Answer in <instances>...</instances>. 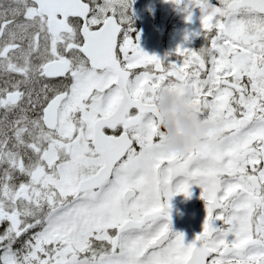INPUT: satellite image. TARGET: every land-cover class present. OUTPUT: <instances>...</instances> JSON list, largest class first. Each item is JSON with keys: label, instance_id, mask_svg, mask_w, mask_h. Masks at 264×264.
<instances>
[{"label": "snow or ice", "instance_id": "obj_1", "mask_svg": "<svg viewBox=\"0 0 264 264\" xmlns=\"http://www.w3.org/2000/svg\"><path fill=\"white\" fill-rule=\"evenodd\" d=\"M171 2L205 43L161 58L134 0H0V264H264V0ZM161 91L223 135L168 152Z\"/></svg>", "mask_w": 264, "mask_h": 264}, {"label": "flooded vegetation", "instance_id": "obj_2", "mask_svg": "<svg viewBox=\"0 0 264 264\" xmlns=\"http://www.w3.org/2000/svg\"><path fill=\"white\" fill-rule=\"evenodd\" d=\"M132 8L135 29L132 35L140 34V47L150 55L163 58L167 53H172L177 45L199 49L205 43L204 38L197 35H189V39L185 40L186 34L199 32L201 29V13L198 8L193 9L191 23L186 22V14L178 10L171 0H134ZM150 42H155L156 50ZM200 192L201 189L193 185L190 199L181 194L171 201L173 229L183 232L186 241H191L202 230L206 213Z\"/></svg>", "mask_w": 264, "mask_h": 264}, {"label": "clouds", "instance_id": "obj_3", "mask_svg": "<svg viewBox=\"0 0 264 264\" xmlns=\"http://www.w3.org/2000/svg\"><path fill=\"white\" fill-rule=\"evenodd\" d=\"M203 3L206 10L211 9L209 0H203ZM159 99L158 118L164 130L163 143L168 152L184 156L206 143L210 132L216 136L223 135L220 117H217L215 125H208L194 108L185 106L178 95L161 91ZM211 147L214 150H222L227 145L218 142Z\"/></svg>", "mask_w": 264, "mask_h": 264}, {"label": "rangeland", "instance_id": "obj_4", "mask_svg": "<svg viewBox=\"0 0 264 264\" xmlns=\"http://www.w3.org/2000/svg\"><path fill=\"white\" fill-rule=\"evenodd\" d=\"M150 43H151V45H154L153 49L156 50L157 47H156V45H155V42H150ZM145 48H146V47H145ZM151 50H152V48H151Z\"/></svg>", "mask_w": 264, "mask_h": 264}]
</instances>
